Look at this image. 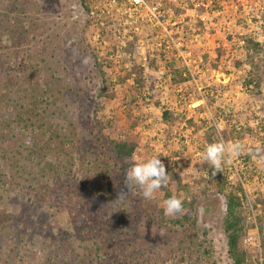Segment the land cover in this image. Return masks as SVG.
<instances>
[{
  "label": "rangeland",
  "instance_id": "374dc122",
  "mask_svg": "<svg viewBox=\"0 0 264 264\" xmlns=\"http://www.w3.org/2000/svg\"><path fill=\"white\" fill-rule=\"evenodd\" d=\"M213 1L165 3L175 22L166 54L165 32L144 25L119 42L122 28L90 24L83 0H0V264H233L224 220L238 185L245 264L263 260L264 155L249 148L264 149V35L255 24L264 0H222L221 12ZM242 35L262 43L251 87L247 67L232 60L244 64ZM232 45L214 64L217 48ZM176 66L189 80L173 81ZM106 122L138 145L130 171L111 159L99 132ZM216 142L250 153L225 152L224 190L203 159ZM154 156L188 178L182 196L195 202L185 227L159 219L168 183L145 198L130 180L133 165Z\"/></svg>",
  "mask_w": 264,
  "mask_h": 264
},
{
  "label": "trees",
  "instance_id": "16d2710c",
  "mask_svg": "<svg viewBox=\"0 0 264 264\" xmlns=\"http://www.w3.org/2000/svg\"><path fill=\"white\" fill-rule=\"evenodd\" d=\"M223 3L222 0H215L212 2L213 8H217V10H223L221 6ZM227 3L230 4V0H227ZM204 8V7H202ZM191 9V8H190ZM223 12V11H222ZM259 21L255 22L257 26V35L260 36L264 35V21L262 23H258ZM256 36H248L242 35L241 37L238 36V46L237 51H239L240 56L244 58V64L240 61L234 60V68H239L241 66H246V77L243 82H245L246 87L254 86L253 80L248 77V74L256 72L259 69L257 64L258 59L257 57L260 55V51L262 50V43L257 40L258 37ZM228 41L230 43L233 42V37H229ZM236 42V41H234ZM235 45V44H234ZM236 47L233 48V45L230 47H218L216 51V58L214 64H218L224 56H230L232 50L234 51ZM173 68V81L175 83H183L189 80L190 73L188 71H182L181 66H176L175 69ZM229 74V71H226ZM250 76V75H249ZM251 77V76H250ZM255 87L258 88V85L255 84ZM110 90L109 87H106V91ZM108 93V92H107ZM110 94V93H109ZM110 96V95H109ZM163 118L165 121H169L168 113H163ZM241 118V117H240ZM190 122V121H189ZM102 124V123H101ZM104 127L101 129L100 127V134L103 137L104 144L108 151L111 153V159L113 160L114 164L120 170H127L131 169V161L134 155L138 152V145L133 141H128L123 139L122 135L118 130L117 124L114 122H106L103 123ZM236 132L233 131L231 133V137L229 139L236 140ZM251 154L255 155H264V149H254L249 148ZM241 152L247 154V151L242 148ZM241 152L238 157H241ZM250 153H248L250 155ZM247 154V157L249 155ZM252 156V155H251ZM165 161V159H164ZM170 165L165 164L166 172L169 174V181L167 188L164 190L163 199L166 201L170 197H177L182 200L183 202V211L179 214L171 215L172 219L169 220L173 226L185 227L191 221V217L193 214V205L195 202L194 198H191L187 201V198L182 196L183 193L187 191L189 188V183L187 182L188 178H186L182 172L177 169L176 162L169 163ZM131 173V172H130ZM215 175L217 179L221 181L220 188L224 190L226 185L228 184L227 181L223 180V174L220 171H216ZM246 195L243 192V189L238 185L235 189H232L227 194V206H226V216L224 220V233L227 240V255L229 259L233 262V264H245L247 255L246 252L241 247V240L246 234V226H247V216L244 213V202L246 201ZM259 206L262 211V215L257 216V223L260 224V235H261V249L264 252V201H258ZM257 204L255 207L257 208ZM156 209V208H155ZM164 208H158V215L161 221H166L168 216L164 213ZM11 226L15 227L13 224ZM262 263L264 264V256Z\"/></svg>",
  "mask_w": 264,
  "mask_h": 264
},
{
  "label": "built area",
  "instance_id": "2783aa9c",
  "mask_svg": "<svg viewBox=\"0 0 264 264\" xmlns=\"http://www.w3.org/2000/svg\"><path fill=\"white\" fill-rule=\"evenodd\" d=\"M166 2L171 4L172 0H83L80 7L86 13L90 24L98 27H121L123 32L117 39L123 43L136 40V35L140 34L139 28L144 25L167 34L175 22L166 9ZM167 36L164 42L166 54L170 50L166 43L172 39L170 32ZM259 264H263L262 261Z\"/></svg>",
  "mask_w": 264,
  "mask_h": 264
},
{
  "label": "clouds",
  "instance_id": "9594fccd",
  "mask_svg": "<svg viewBox=\"0 0 264 264\" xmlns=\"http://www.w3.org/2000/svg\"><path fill=\"white\" fill-rule=\"evenodd\" d=\"M239 143L226 147L223 142L209 144L203 153V159L207 161L214 170L222 166L225 152L239 154L242 150ZM130 180L134 181L143 190V196L149 198L155 191L164 187L169 181V174L166 172L165 165L158 157H152L146 162L135 164L132 167ZM165 215H175L183 211V202L177 197H170L165 201ZM203 209H201V212Z\"/></svg>",
  "mask_w": 264,
  "mask_h": 264
}]
</instances>
